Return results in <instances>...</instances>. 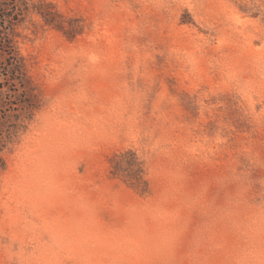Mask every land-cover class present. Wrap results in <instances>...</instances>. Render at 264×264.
<instances>
[{
	"label": "rangeland",
	"instance_id": "obj_1",
	"mask_svg": "<svg viewBox=\"0 0 264 264\" xmlns=\"http://www.w3.org/2000/svg\"><path fill=\"white\" fill-rule=\"evenodd\" d=\"M49 1L70 34L13 32L0 264H264V0Z\"/></svg>",
	"mask_w": 264,
	"mask_h": 264
},
{
	"label": "trees",
	"instance_id": "obj_2",
	"mask_svg": "<svg viewBox=\"0 0 264 264\" xmlns=\"http://www.w3.org/2000/svg\"><path fill=\"white\" fill-rule=\"evenodd\" d=\"M32 11L40 14L48 26L70 34L65 29L63 17L55 11L54 3L49 0H0V104H3L4 96L13 95L16 97V102L10 101L12 108L16 107L19 112L24 113H31L35 107L26 94L25 63L14 47L13 32ZM24 118L22 115L13 117L11 121L6 118V122L10 125H7L6 129L0 127V153L10 142L11 135L16 132ZM136 167L135 161L130 160L127 163V168L132 170L131 176L134 173L137 177Z\"/></svg>",
	"mask_w": 264,
	"mask_h": 264
}]
</instances>
